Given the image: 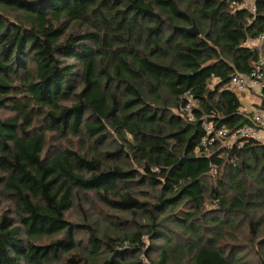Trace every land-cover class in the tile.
Masks as SVG:
<instances>
[{
  "label": "trees",
  "instance_id": "1",
  "mask_svg": "<svg viewBox=\"0 0 264 264\" xmlns=\"http://www.w3.org/2000/svg\"><path fill=\"white\" fill-rule=\"evenodd\" d=\"M256 7L0 0V110L13 113L0 114V194L15 207L0 215V264H264V143L201 146L204 121L249 122L228 83L258 59ZM48 133L94 147L44 157ZM93 193L130 217L93 220L82 206Z\"/></svg>",
  "mask_w": 264,
  "mask_h": 264
},
{
  "label": "built area",
  "instance_id": "2",
  "mask_svg": "<svg viewBox=\"0 0 264 264\" xmlns=\"http://www.w3.org/2000/svg\"><path fill=\"white\" fill-rule=\"evenodd\" d=\"M244 7L249 9L253 14L256 13V0H242ZM258 42V44L256 43ZM248 46L256 49L259 52L258 59L253 64V68L247 73H234L228 83V89L234 91L238 96L242 94H256L263 96L264 89V34L258 36L257 39H251ZM185 106L182 111L186 112L192 118L193 107L198 103V100L193 97L191 91L184 93ZM248 115L249 122L243 126L235 129H228L224 126L216 127L213 122L204 121L203 129L205 137L201 141V146L208 148L216 139L220 141L231 140L226 148L227 149H240L244 146L245 142L254 140L264 143V106L259 104Z\"/></svg>",
  "mask_w": 264,
  "mask_h": 264
},
{
  "label": "rangeland",
  "instance_id": "3",
  "mask_svg": "<svg viewBox=\"0 0 264 264\" xmlns=\"http://www.w3.org/2000/svg\"><path fill=\"white\" fill-rule=\"evenodd\" d=\"M214 82L216 83V80H214ZM214 86V85H213ZM244 97V96H243ZM249 99L252 102H249L250 105H252L253 110L255 108H257V106L259 104L262 103L263 98H259L256 95H249ZM255 103V104H252ZM252 109L248 108L247 112L251 113L253 111ZM243 111V110H242ZM244 112V111H243ZM0 114L4 117H9L12 116L13 113L11 112V110L9 109H1L0 110ZM82 139V138H81ZM79 137L76 136H69L67 138H60L58 134L56 133H48L47 134V145H46V150L44 152V157L51 155L56 148H58L59 146H67L70 147L82 154L86 153L91 147H94L93 142L91 141H85V139L81 140ZM231 140H225L222 142V145L226 148L227 144L230 142ZM107 145H113L114 143L109 141L107 143ZM99 147V146H98ZM217 175V170H212V176ZM226 191H228V185L225 188ZM91 199L89 200L88 203H82L83 209H85V211H88L91 214V217L93 220H97L100 221V223L102 224H107L110 226H113V224L116 223V221L118 220V216L122 215L123 218H128L130 217L129 214H125V213H118L115 214L113 212L112 209L108 208L107 206L104 205V203H102L101 201H99L97 198L94 197V193L91 195ZM207 208H214L216 207L213 203V199L210 198L211 195L210 193H207ZM7 209H15L14 207V203H12L9 198L4 197L0 194V215H2L4 210ZM13 216H15V213L12 214ZM68 219L73 221V222H78L80 220L83 219V211L80 207V205H76L68 214ZM133 227V223H131L130 221H127L125 226H124V230H130ZM76 237L82 238L84 239V241L87 240L88 235L85 233H77L75 234ZM145 241H147V239H145ZM142 259L143 261H147L146 257L144 255H142Z\"/></svg>",
  "mask_w": 264,
  "mask_h": 264
},
{
  "label": "crops",
  "instance_id": "4",
  "mask_svg": "<svg viewBox=\"0 0 264 264\" xmlns=\"http://www.w3.org/2000/svg\"><path fill=\"white\" fill-rule=\"evenodd\" d=\"M264 34V33H263ZM260 35H262V34H260ZM259 35V36H260ZM258 37H256V38H248L247 39V46H248V42H249V40H251V39H257ZM257 44H258V42H256ZM249 47V46H248ZM249 95H256V94H242V95H240V96H238L239 97V100L241 101V112H243V113H249V112H247V111H245V110H247L248 108H250V109H252L253 110V107H252V105H250L249 104V102H252L250 99H249ZM244 96V97H243ZM257 97H259L260 99L261 98H263V96H258V95H256ZM262 102H263V100H262ZM252 104H255V103H252ZM243 110V111H242Z\"/></svg>",
  "mask_w": 264,
  "mask_h": 264
},
{
  "label": "water",
  "instance_id": "5",
  "mask_svg": "<svg viewBox=\"0 0 264 264\" xmlns=\"http://www.w3.org/2000/svg\"><path fill=\"white\" fill-rule=\"evenodd\" d=\"M189 31L193 33H198L195 25L191 29H189Z\"/></svg>",
  "mask_w": 264,
  "mask_h": 264
}]
</instances>
